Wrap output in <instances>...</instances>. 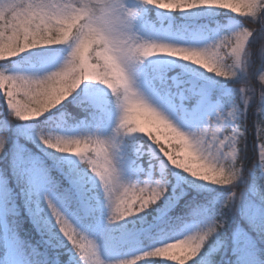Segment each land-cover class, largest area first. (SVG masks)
<instances>
[{
  "label": "clouds",
  "instance_id": "clouds-1",
  "mask_svg": "<svg viewBox=\"0 0 264 264\" xmlns=\"http://www.w3.org/2000/svg\"><path fill=\"white\" fill-rule=\"evenodd\" d=\"M143 8L160 13L199 10L240 17L200 46L148 39L138 34L137 15L128 0H0V96L10 121H38L52 112L82 85L106 93L116 113L107 136L68 134L55 129L37 131L45 148L73 157L94 177L103 193L104 225H121L155 206L166 195L167 173H183L198 187L221 188L226 194L219 209L238 211L241 186L246 182L244 151L251 108L257 160L264 177V41L253 50L257 33L264 31V0H137ZM156 58L182 62V66L218 81H238L235 96L220 104L192 127H182L136 87L130 69ZM10 62V63H9ZM90 107L87 97L78 102ZM0 140L7 143L6 137ZM130 141L132 156L147 154L148 179H123L118 169L122 148ZM161 172L158 179L152 173ZM259 193L264 198V179ZM45 204L55 226L71 246L79 264H200L205 245L225 226L211 219L192 230L161 232L148 250L108 259L101 244L77 229L49 200Z\"/></svg>",
  "mask_w": 264,
  "mask_h": 264
},
{
  "label": "rangeland",
  "instance_id": "rangeland-1",
  "mask_svg": "<svg viewBox=\"0 0 264 264\" xmlns=\"http://www.w3.org/2000/svg\"><path fill=\"white\" fill-rule=\"evenodd\" d=\"M129 6L137 12L133 24L139 35L148 39L184 46H200L213 36L218 35L221 29L241 23L237 17L230 13L204 10L179 13L177 16L173 13L156 11V21L152 22L146 17L148 8L141 7L137 0H132ZM148 75L153 79L149 80ZM130 76L134 87L182 127L199 124L211 110L220 104H226L235 96L239 84L238 81L221 82L212 79L206 74L189 70L182 66L180 61L169 58H156L139 67H133L130 69ZM82 97H87L90 105L98 109L104 116V119H99L95 128L91 130L85 122L68 126L65 120L64 106L66 104L78 105ZM0 99L3 100V97L0 96ZM3 106L8 113L4 101ZM115 118L116 113L106 93L98 88L82 85L73 97H69L62 105L41 117L38 120L42 121L40 126L37 125L38 121H28L12 126L5 117L0 119V130L6 128L9 133L13 177L12 185H10L6 175L0 171V222L5 233L1 263L32 264L30 259L23 260L18 240L15 235L9 232L6 223L8 216L18 214V208L24 210L36 232L43 238L44 248L57 250L67 244L55 226L45 204V197L77 229L95 237L101 244V252L108 259L127 257L134 252L147 250L140 242L141 237H145L143 235L145 231L150 233L154 230L157 236L161 232L176 231L172 228H165L168 215L178 203L181 195L187 193L189 188L215 194L212 203L219 205L220 200L226 194L225 189L198 187V182L188 180L183 173L173 175L172 172H168L174 181L172 188L165 195L170 204L165 205V200H160L161 206L151 219V223L147 221V212H144L137 217L121 222L119 226L106 227L104 225L106 210L99 182L83 170L75 158L61 156L45 149L37 140L36 132L55 129L68 134L95 133L104 137L110 133ZM22 140L32 143L39 153L32 154ZM126 146L132 147L131 152L137 147L135 141H130L122 148L118 159V169L122 173V178L130 179L135 176L148 179L147 170L149 164L154 161L148 159L147 167L142 163H137L135 159L126 155ZM18 149L19 154L17 153ZM6 152L7 150L4 154H0V161L5 158ZM49 171L56 172L68 184V188L60 195L53 193ZM157 174L160 176L161 172H157ZM261 178L264 179V177ZM151 179H155L154 172ZM242 193V203L237 213L243 220L235 227L229 244L223 249V256L231 259L234 264H257L256 250L259 240H262L264 236V198L255 187L243 190ZM95 213L100 215V219L90 223L87 230H82L80 220ZM193 214L197 218L185 222L177 230H192L204 226L202 223L207 210L198 209ZM150 236L153 235L150 234L145 238ZM132 237L135 238L134 247L129 243V239ZM210 249L209 252L212 254L221 249V242L218 238L210 246ZM209 255L202 252L198 259L202 263L207 261ZM71 261H74L73 255ZM51 264H58L57 257H53ZM146 264H164V262L150 260Z\"/></svg>",
  "mask_w": 264,
  "mask_h": 264
},
{
  "label": "trees",
  "instance_id": "trees-1",
  "mask_svg": "<svg viewBox=\"0 0 264 264\" xmlns=\"http://www.w3.org/2000/svg\"><path fill=\"white\" fill-rule=\"evenodd\" d=\"M132 0H128L130 3ZM157 10L148 8V13L146 17L149 21H156V13ZM174 15H179V13H173ZM241 23H245L240 17H237ZM262 40L259 37V33H257L253 42L251 43V47L255 51V49L259 46ZM254 66H259L264 68V63H261L259 60L253 58ZM149 80L153 79L152 76L148 75ZM65 110V120L67 125H77L81 122H85L89 129H94L97 121L99 119H104V116L98 109H95L90 105L86 110H82L78 105L66 104L63 108ZM5 117L6 120L12 125L17 126L22 123L16 121H10L8 117V113L5 111L3 106V100L0 99V119ZM257 119L255 112L250 108L247 116H246V125L249 130V135L247 137L245 151H244V160H245V171H246V182L241 186V191L247 190L250 187H255L259 190L261 180L260 171L258 165L255 163L257 160L256 153V136L255 130L253 126V121ZM42 121H38L37 125L40 126ZM25 143L27 148L32 152V154H38L37 148L30 142L22 140ZM7 152L5 154V158L0 161V171L3 172L8 178L9 184L12 185V164L10 162V156L12 153V149L8 146L6 149ZM125 153L127 156H130L131 159H135L137 163H142L145 167L148 166V156L147 154L143 155L141 158L136 159L132 156V147L126 146ZM51 176V183L53 186V193L56 195H60L63 193L66 188H68V184L66 181L60 177L56 172L49 171ZM154 178L158 179L159 176L156 171H154ZM173 178L170 173H167V188L168 192L173 186ZM215 194H210L207 192H200L194 188H189L187 193L181 195L176 206L169 212L168 221L165 228L172 229H180L181 226L185 222H190L195 220L197 217L193 214L198 209L207 210V214L204 217V221L202 224L208 223L211 219L216 218H224L225 226L224 228L215 236H213L208 243L205 245L203 253L210 254L207 257V261L202 262L201 264H234L231 259L224 258L223 249L230 242V238L236 226L242 223V218L239 216L237 211H229L227 209L220 210L219 205H214L212 203ZM20 203V202H19ZM161 203L158 202L155 206L147 210V221L148 223L152 222L153 216L156 214L157 210L160 208ZM100 219V215L95 213L90 217H85L80 220V225L82 230H87L88 225L94 221H98ZM6 223L9 229V232L18 240L20 254L25 259H30L32 264H51L53 257H57L58 264H79L78 258L71 250V246L66 244L65 246L52 250L49 248H44L42 240L43 238L36 232L29 218L25 214L22 208H18V214L13 216H8L6 218ZM151 235L149 238L141 237L140 242L146 247V249H150L153 245L154 241L157 239V234L152 230L150 232ZM5 233L3 232V226L0 222V264L3 260V239ZM216 238H218L221 242V249L217 250L216 253L212 254L209 251L210 246L215 243ZM46 254V255H45ZM72 255L74 257V261H71ZM49 259V261H47ZM26 261V260H25ZM47 261V262H46ZM256 263L264 264V236L262 240H259L258 247L256 250Z\"/></svg>",
  "mask_w": 264,
  "mask_h": 264
},
{
  "label": "snow or ice",
  "instance_id": "snow-or-ice-1",
  "mask_svg": "<svg viewBox=\"0 0 264 264\" xmlns=\"http://www.w3.org/2000/svg\"><path fill=\"white\" fill-rule=\"evenodd\" d=\"M259 37H260V39H261L262 41H264V31L259 32ZM3 101H4V99H3ZM4 104H5V101H4ZM0 137H6V138H7V143H4V141L0 140V154H4L5 151H6V149H7L8 146H9V133H8V130H7L6 128L3 129V130H0ZM17 153L19 154V149L17 150ZM46 198H47V197H46ZM163 199L165 200V205L170 204V201H168V200L166 199L165 196H164ZM85 201H86V196H85ZM49 202H50V201H49ZM50 203H51V202H50ZM143 235H144L145 237H147V236L150 235V233H149L148 231H145V232L143 233ZM129 243H130L131 246L134 247V246H135V238H134V237L130 238V239H129ZM200 264H201V262H200Z\"/></svg>",
  "mask_w": 264,
  "mask_h": 264
}]
</instances>
